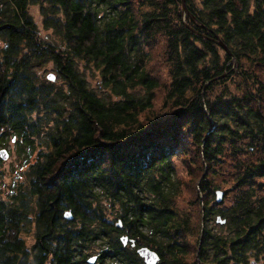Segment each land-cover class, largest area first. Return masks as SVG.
<instances>
[{
	"label": "trees",
	"instance_id": "16d2710c",
	"mask_svg": "<svg viewBox=\"0 0 264 264\" xmlns=\"http://www.w3.org/2000/svg\"><path fill=\"white\" fill-rule=\"evenodd\" d=\"M185 3L0 0V264H264V0Z\"/></svg>",
	"mask_w": 264,
	"mask_h": 264
},
{
	"label": "rangeland",
	"instance_id": "374dc122",
	"mask_svg": "<svg viewBox=\"0 0 264 264\" xmlns=\"http://www.w3.org/2000/svg\"><path fill=\"white\" fill-rule=\"evenodd\" d=\"M1 6H3V4ZM29 12L34 17L35 21L39 24V26H41V15L39 13V7L38 6H31ZM41 29H42L41 32L43 33V36H46L47 38L49 37L51 39H54V37L52 36L53 35L52 30L43 29V28H41ZM1 43H2V41H0V44ZM52 73L56 75V79L53 82L57 83L56 85L61 84L62 80L58 79L57 73L54 70L52 62H48V63L44 64L37 72V74H39V76H42L44 74L45 77H47L48 74H52ZM84 74H85V77L87 78V80L89 82V85L92 88H98V85H99L98 72L97 71L92 72V71L86 70L84 72ZM161 96L162 95L159 94V97H161ZM158 102H159V100H158ZM13 138H14V134H11V136L8 139V145H9V148L11 149V156L9 157L8 160H4V162L2 164H0V176H2L1 177L2 183H0V184H1V189L3 191L7 190L8 184L11 182L12 175H13L14 171H16L17 169L26 168L25 165H22V163H23L22 159L24 157V154L18 153V147L19 146L12 142ZM17 140L20 142H23L19 138ZM42 141L43 140H41L39 138L35 139L36 145H37V143H41ZM42 147L44 148V146H42ZM19 165H21L20 168L18 167ZM219 189H221V188H219ZM221 190H223V189H221ZM223 191H225V190H223ZM213 193H215V192H213ZM215 202H216V199H215ZM209 224L216 231L219 229V227L214 223L213 220H210ZM33 237H34L33 232H31L29 235L26 236L29 246L33 245V243H34ZM129 242H128V244H129ZM93 255H96V254H93ZM93 255H91V256H93ZM113 264H115V263H113ZM117 264H119V263H117Z\"/></svg>",
	"mask_w": 264,
	"mask_h": 264
},
{
	"label": "water",
	"instance_id": "95a60500",
	"mask_svg": "<svg viewBox=\"0 0 264 264\" xmlns=\"http://www.w3.org/2000/svg\"><path fill=\"white\" fill-rule=\"evenodd\" d=\"M183 5H184V9L185 11H187V7H186V3H185V0H183ZM220 44L227 49V47L225 46V44L223 42H220ZM47 78L54 81L56 79V75L55 74H48L47 75ZM0 155L2 157V159H8L9 158V152L7 149H1L0 150ZM206 172V170H205ZM205 172L203 174V176L205 175ZM202 176V177H203ZM198 186H199V181H198ZM215 193V199H216V202L217 203H221L224 198H225V191L221 190V189H216L214 191ZM64 217L68 220H73L74 219V215L72 213L71 210H67L64 212ZM216 222L218 224H224L226 222L225 219H223L220 215H217L216 216ZM118 227H122V221L119 219L117 221V224H116ZM201 238H202V234H201ZM120 240L121 242L123 243V245H127L128 242L130 241L132 246H135L136 242L134 239H130L127 235H122L120 236ZM137 253L143 258L144 260V263L145 264H157L160 260V255L159 253L152 249L151 247L149 246H140L138 249H137ZM97 255H93V256H90L88 259H87V262L88 264H95L97 262Z\"/></svg>",
	"mask_w": 264,
	"mask_h": 264
},
{
	"label": "flooded vegetation",
	"instance_id": "af4514ba",
	"mask_svg": "<svg viewBox=\"0 0 264 264\" xmlns=\"http://www.w3.org/2000/svg\"><path fill=\"white\" fill-rule=\"evenodd\" d=\"M10 136H11L10 134L9 135H4V130L3 129L0 130V150L4 149V148L7 149L8 152H9V157L11 156V149L9 148V145H8V139H9ZM17 139H18V137L16 135H14V138L12 139V142L15 143L16 145H18L20 143ZM8 159H2V157L0 155V164H2L4 162V160H8ZM22 162L23 163L25 162L24 158L22 159ZM23 163H22V165H24ZM25 166H28V165H25ZM18 167L20 168L21 165H19Z\"/></svg>",
	"mask_w": 264,
	"mask_h": 264
}]
</instances>
